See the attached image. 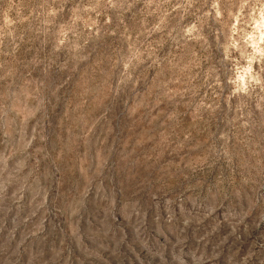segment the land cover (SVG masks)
Wrapping results in <instances>:
<instances>
[{
    "label": "clouds",
    "instance_id": "clouds-1",
    "mask_svg": "<svg viewBox=\"0 0 264 264\" xmlns=\"http://www.w3.org/2000/svg\"><path fill=\"white\" fill-rule=\"evenodd\" d=\"M0 264H264V0H0Z\"/></svg>",
    "mask_w": 264,
    "mask_h": 264
}]
</instances>
